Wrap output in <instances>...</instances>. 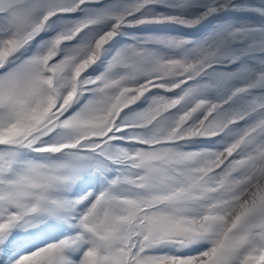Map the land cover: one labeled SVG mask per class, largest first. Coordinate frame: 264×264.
Instances as JSON below:
<instances>
[{
    "label": "snow or ice",
    "instance_id": "6c2138e0",
    "mask_svg": "<svg viewBox=\"0 0 264 264\" xmlns=\"http://www.w3.org/2000/svg\"><path fill=\"white\" fill-rule=\"evenodd\" d=\"M0 264H264V0H0Z\"/></svg>",
    "mask_w": 264,
    "mask_h": 264
}]
</instances>
